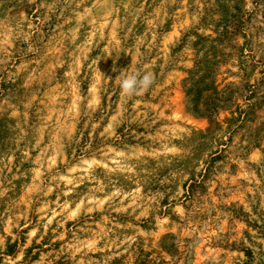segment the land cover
<instances>
[{
  "label": "rangeland",
  "instance_id": "rangeland-1",
  "mask_svg": "<svg viewBox=\"0 0 264 264\" xmlns=\"http://www.w3.org/2000/svg\"><path fill=\"white\" fill-rule=\"evenodd\" d=\"M0 264H264V0H0Z\"/></svg>",
  "mask_w": 264,
  "mask_h": 264
},
{
  "label": "clouds",
  "instance_id": "clouds-1",
  "mask_svg": "<svg viewBox=\"0 0 264 264\" xmlns=\"http://www.w3.org/2000/svg\"><path fill=\"white\" fill-rule=\"evenodd\" d=\"M102 74V73H101ZM120 89L126 97H134L147 92L156 81L155 74L151 71L136 69L131 74H127V69L120 73Z\"/></svg>",
  "mask_w": 264,
  "mask_h": 264
}]
</instances>
